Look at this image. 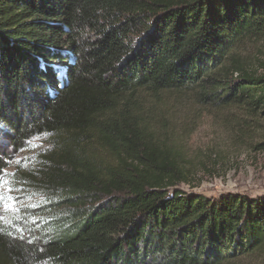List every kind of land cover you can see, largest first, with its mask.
<instances>
[{
  "label": "trees",
  "instance_id": "obj_1",
  "mask_svg": "<svg viewBox=\"0 0 264 264\" xmlns=\"http://www.w3.org/2000/svg\"><path fill=\"white\" fill-rule=\"evenodd\" d=\"M262 37L264 0H0V139L47 137L25 181L66 207L0 264H264V198L178 190L173 126L264 120Z\"/></svg>",
  "mask_w": 264,
  "mask_h": 264
},
{
  "label": "rangeland",
  "instance_id": "obj_2",
  "mask_svg": "<svg viewBox=\"0 0 264 264\" xmlns=\"http://www.w3.org/2000/svg\"><path fill=\"white\" fill-rule=\"evenodd\" d=\"M241 60L249 70L264 74V37L249 45ZM201 114L185 128L182 114L173 120L174 131L183 136L180 142L185 157L178 169L181 181L176 188L207 197L239 194L264 198V150L256 147L264 142V120L243 123L240 119L224 125ZM48 148L47 137L34 138L22 149H12L0 139L5 164L0 173V223L31 243L41 239V234L49 237L46 229L50 220L66 212L65 206L53 205L56 199L49 200L40 184L25 181L30 173L36 176Z\"/></svg>",
  "mask_w": 264,
  "mask_h": 264
}]
</instances>
